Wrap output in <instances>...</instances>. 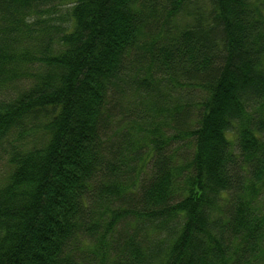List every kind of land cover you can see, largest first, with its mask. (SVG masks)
Listing matches in <instances>:
<instances>
[{
	"label": "trees",
	"instance_id": "obj_1",
	"mask_svg": "<svg viewBox=\"0 0 264 264\" xmlns=\"http://www.w3.org/2000/svg\"><path fill=\"white\" fill-rule=\"evenodd\" d=\"M0 264H264V0H0Z\"/></svg>",
	"mask_w": 264,
	"mask_h": 264
},
{
	"label": "rangeland",
	"instance_id": "obj_2",
	"mask_svg": "<svg viewBox=\"0 0 264 264\" xmlns=\"http://www.w3.org/2000/svg\"><path fill=\"white\" fill-rule=\"evenodd\" d=\"M5 160L6 158L0 159V175L4 172L5 170Z\"/></svg>",
	"mask_w": 264,
	"mask_h": 264
}]
</instances>
